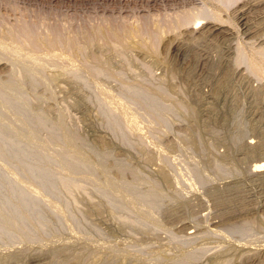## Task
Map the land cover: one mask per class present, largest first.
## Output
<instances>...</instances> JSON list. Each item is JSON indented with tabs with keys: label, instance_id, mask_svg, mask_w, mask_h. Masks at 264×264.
I'll return each instance as SVG.
<instances>
[{
	"label": "rangeland",
	"instance_id": "obj_1",
	"mask_svg": "<svg viewBox=\"0 0 264 264\" xmlns=\"http://www.w3.org/2000/svg\"><path fill=\"white\" fill-rule=\"evenodd\" d=\"M259 161L264 0H0V264H264Z\"/></svg>",
	"mask_w": 264,
	"mask_h": 264
},
{
	"label": "bare ground",
	"instance_id": "obj_2",
	"mask_svg": "<svg viewBox=\"0 0 264 264\" xmlns=\"http://www.w3.org/2000/svg\"><path fill=\"white\" fill-rule=\"evenodd\" d=\"M39 5V4H38ZM15 10V9H14ZM208 10V9H207ZM89 12V11H88ZM95 12V11H94ZM186 12V11H185ZM210 14H211V12H210ZM217 15V14H216ZM154 16V15H153ZM185 16V15H184ZM47 17V16H46ZM120 17V16H119ZM193 17V16H192ZM26 18V17H25ZM168 18V17H167ZM187 18V17H186ZM42 19V18H41ZM44 19V18H43ZM42 19V20H43ZM70 19V18H69ZM200 19V18H199ZM23 20V19H22ZM29 20V19H28ZM32 20V19H31ZM40 20V19H39ZM15 21V20H14ZM36 21H38V20H36ZM115 21V20H114ZM205 21V20H204ZM17 22V21H16ZM25 22V21H24ZM30 22H32V21H30ZM34 22V21H33ZM44 22V21H43ZM199 23V22H198ZM11 24V23H10ZM58 24H60V23H58ZM57 24V25H58ZM108 24V23H107ZM112 24V22L110 23L109 22V25H111ZM115 24V23H114ZM118 24V23H117ZM165 24V23H164ZM200 24V23H199ZM15 25V24H14ZM17 25V24H16ZM19 25V24H18ZM27 25V24H26ZM53 25V24H52ZM104 25H106V24H104ZM104 25H102V26H104ZM113 25V24H112ZM122 25V24H121ZM12 26V25H11ZM24 26V25H23ZM28 26V25H27ZM32 26V25H31ZM144 26V25H143ZM181 26V25H180ZM193 26V25H192ZM16 27V26H15ZM21 27V26H20ZM25 27V26H24ZM33 27V26H32ZM32 27H30V28H32ZM36 27V26H35ZM38 27V26H37ZM45 27V26H44ZM55 27V25H53V28ZM64 27V26H63ZM75 27V26H74ZM99 27V26H98ZM114 27V26H113ZM113 27H105L104 29H108V31H106L105 33H107L106 34V36L107 37H110V35L111 36H117L116 35V29H114ZM118 27V26H117ZM123 27V26H122ZM14 28V27H13ZM56 28H58V27H56ZM55 28V30H54V32L53 31H51L50 33L51 34H53V35H50V33L48 34V35H50V36H47V38L48 37H50L51 38V40L53 39V43H55V42H57V44L58 43H60V42H62V43H64L65 42V38H64V34L63 33H61V31H56L57 29ZM59 28H61L62 29V27H59ZM78 28V27H77ZM103 28V27H102ZM121 28V27H120ZM21 29V28H20ZM23 29V28H22ZM25 29H26V27H25ZM25 29L23 30V31H25ZM34 29V28H33ZM112 29V30H111ZM114 29V30H113ZM125 29V28H124ZM123 28H122V30H124ZM196 29V28H195ZM28 30V29H27ZM65 30V29H64ZM69 30V29H68ZM101 30V29H100ZM103 30V29H102ZM111 30V31H110ZM119 30V29H118ZM145 30V29H144ZM150 30V29H149ZM32 31V30H31ZM34 31V30H33ZM32 31V32H33ZM35 31H37V29H35ZM34 31V32H35ZM41 31V30H40ZM48 31V30H47ZM76 31V30H75ZM99 31V30H98ZM30 32V31H29ZM53 32V33H52ZM63 32V31H62ZM71 32V31H70ZM99 32H102V31H99ZM119 32H120V30H119ZM123 32V31H122ZM121 32V33H122ZM126 32H128L127 30H126ZM24 33V32H23ZM36 33V32H35ZM41 33V32H40ZM44 33V32H43ZM82 33H84L83 31H82ZM87 33V32H86ZM93 33H94V30H93ZM27 32H26V35L25 36H27ZM45 34V33H44ZM63 34V35H62ZM79 36H80V34L79 33H77ZM98 34V33H97ZM96 34V35H97ZM102 34V33H101ZM146 34V33H145ZM15 36H16V34H14ZM29 36L31 35V37H32V34L31 33H29L28 34ZM36 35V34H35ZM74 35V34H73ZM77 35V36H78ZM84 35V34H83ZM86 35V34H85ZM96 35H94V36H96ZM119 35V34H118ZM24 36V37H25ZM66 36V35H65ZM72 36V35H71ZM76 36V37H77ZM102 36V35H101ZM148 36V35H147ZM75 37V38H76ZM103 37H105V35L103 34ZM106 37V38H107ZM112 37V38H113ZM126 37V36H125ZM176 37V36H175ZM19 38H21V37H19ZM35 38H36V36H35ZM49 38V39H50ZM82 38H84V36L82 37ZM111 37L110 38H107V40L109 39H112ZM148 38V37H147ZM157 38V37H156ZM27 39V38H26ZM44 39V38H43ZM70 40H72L71 38H69ZM69 39H68V41H69ZM77 39H80L81 40V38L79 37H77ZM86 39H87V37H86ZM92 39V38H91ZM97 39V38H96ZM100 39H104V38H100ZM114 39H115V37H114ZM125 39V38H124ZM36 40V39H35ZM73 40H75L74 38H73ZM88 40V39H87ZM94 40V39H93ZM92 40V41H93ZM39 41V40H38ZM50 41V40H49ZM75 41H77V40H75ZM84 41H86V40H84ZM102 41V40H101ZM114 41V40H113ZM186 41V40H185ZM41 42V41H40ZM40 42H38V43H40ZM66 42H67V40H66ZM65 42V43H66ZM94 42V41H93ZM96 42V41H95ZM100 42V41H99ZM129 42V41H128ZM134 42V41H133ZM34 43V42H33ZM37 43V44H38ZM51 43V42H50ZM69 43V42H68ZM71 43H72V41H71ZM91 43V42H90ZM97 43H98V41H97ZM101 43V42H100ZM103 43V42H102ZM105 43V42H104ZM111 43V42H110ZM155 43V42H154ZM36 44V43H35ZM88 44V43H87ZM55 45H56V43H55ZM60 45H62L61 43H60ZM103 45V44H102ZM58 46H59V44H58ZM51 47H53V44H52V46ZM121 47V46H120ZM168 47V46H167ZM71 48V47H70ZM104 48V47H103ZM97 49H99V48H97ZM105 49V48H104ZM33 50V49H32ZM78 50V49H77ZM101 51V50H100ZM142 51V50H141ZM258 51V50H257ZM80 52V51H79ZM151 52V51H150ZM31 53V52H30ZM29 53V54H30ZM56 54V53H55ZM98 54V53H97ZM28 55V54H27ZM26 56V55H25ZM24 56V57H25ZM29 56H31V54L29 55ZM23 57V56H22ZM39 57V56H38ZM260 57V56H259ZM28 58V57H27ZM33 58V57H32ZM56 58V57H55ZM255 58V57H254ZM16 59H19V58H16ZM30 59V58H29ZM15 60V59H14ZM31 60V59H30ZM44 60H46V59H44ZM116 60V59H115ZM19 61H21V60H19ZM32 61H33V59H32ZM36 61V60H35ZM35 61H33V62H35ZM112 62V61H111ZM18 63V62H17ZM23 63V62H22ZM39 63V62H38ZM122 63V62H121ZM134 63V62H133ZM259 64V63H258ZM51 65V64H50ZM117 66V65H116ZM32 67V66H31ZM30 67V68H31ZM236 67V66H235ZM35 68V67H34ZM37 68V67H36ZM257 69V68H256ZM166 70V69H165ZM259 70V69H258ZM87 71V70H86ZM37 73V72H36ZM71 73H72V71H71ZM70 73V74H71ZM116 73V72H115ZM258 73V72H257ZM263 73V72H262ZM69 74V73H68ZM110 75V74H109ZM131 75H133V74H131ZM101 76V75H100ZM95 79V78H94ZM75 81V80H74ZM97 84V83H96ZM165 84V83H164ZM12 138V137H11ZM11 138H7V139H5L4 140V142H3V147L5 148V149H7L9 152H10V154L13 156V157H17V158H20V159H23V157H24V159H25V157L27 158V156H26V154L27 153H25L26 151L23 149V147L20 145V144H18L17 143V141H16V139H11ZM20 143V142H19ZM11 156V157H12ZM254 168L256 169V170H264V161H259L258 163H256L255 165H254ZM30 171H33L34 172V174H35V169H30ZM27 197V196H26ZM26 197H24V195H23V203H27L28 202V199H26ZM21 217H23V216H20V215H18V216H9V217H5L4 219H6V218H9L10 220H8V221H10L9 222V224H11V223H21L22 224V221L21 220H23V219H25V218H21ZM27 218V217H26ZM12 220V221H11ZM29 220V219H28ZM8 223V222H7ZM25 223V222H24ZM2 225V223L0 224V226ZM6 225V224H5ZM3 226V225H2ZM7 226H9V225H7ZM15 227H16V225H15ZM20 227V226H19ZM9 229V228H8ZM20 229V228H19ZM45 252V251H44ZM9 260V259H8ZM17 260V259H16Z\"/></svg>",
	"mask_w": 264,
	"mask_h": 264
}]
</instances>
